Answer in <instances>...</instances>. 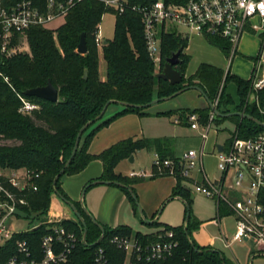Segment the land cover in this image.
<instances>
[{
    "label": "trees",
    "instance_id": "16d2710c",
    "mask_svg": "<svg viewBox=\"0 0 264 264\" xmlns=\"http://www.w3.org/2000/svg\"><path fill=\"white\" fill-rule=\"evenodd\" d=\"M16 1L1 0V6L9 8ZM47 1L34 0V3L43 9ZM106 13L116 16L115 36L112 40H107V44L100 49L96 43V33ZM64 22L56 30L32 27L26 33L30 53H19L0 62V138L6 141H17L13 145L0 144V167L26 168L33 171L35 175L39 174V177L32 179V184L38 187L37 190L29 186L19 192V196L27 201V204L22 206V211L36 226L25 233L15 234L3 247L0 252L2 264L9 256L16 254L18 239H26L32 250L39 252L42 238L51 232L54 225L45 221L53 193H60L68 198L61 185L62 176L79 173L94 159H100L104 163V173L99 180L109 181L115 185H117L115 182L122 183L123 186H117L127 194L135 212H139L137 194L132 186L137 179L117 173L116 167L120 161L130 157L137 150L152 146L159 147L163 141L128 139L112 145L100 154L90 153L88 147L95 134L117 116L91 131L84 141L81 139L71 163L65 168L64 174L57 178L72 157L81 129L91 123L84 132V136L88 129L98 123L95 120L108 102L132 105L126 107L118 116L127 113L145 116L147 108L144 106L156 99L170 97L190 86H198L203 95L211 102H215L224 82L217 110L228 115L232 113L225 108L232 100L226 94V86L228 83H235L240 99L237 113L250 115L264 123L262 112L264 111V91L258 93L257 100L251 102V96L255 93L251 90L250 81L230 74L226 75L223 70L206 64L201 65L192 77L185 79L190 62V56L184 53L187 47L185 38L175 34L162 36L160 72L164 70L169 58L181 52L176 70L182 74L183 82L172 86L169 82L156 77L158 73L147 50L144 27L139 15L131 11L119 15L108 11L103 3L85 1L72 8ZM83 34L86 35L88 47L86 55H81L77 51ZM20 39L21 36H15L14 44H19ZM208 40L225 54L229 53V43L224 39L208 37ZM101 55L107 64L105 81L100 79ZM5 78L9 79V83L5 81ZM49 82L59 91L57 103L25 95L26 91L45 87ZM19 95L38 105L39 108L30 114L20 112L22 102ZM210 111L209 106L192 113L187 110L186 113L198 114L200 123L204 125L209 120ZM225 120L235 123L234 137L248 139L264 131L261 125L239 116H231L228 119L217 116L215 121L218 124ZM182 179L179 177L172 196L179 195L184 199L188 224L179 227L167 225L164 228L165 230L173 229L179 239V247L168 263L228 264L222 251L211 246H201L192 238V229L197 228L199 224L192 221V196L190 190L182 184ZM94 182L89 183L86 189L97 184ZM74 204L86 220L87 232L85 235L83 224L79 220L62 222V225L68 230L75 231L78 236V243L70 259L72 264H94V253L99 246L106 248L112 264H124L126 254L111 242L114 235H134L150 241L157 239V233L142 234L127 225H121L117 228L104 226L105 235L100 240L102 235L100 226L92 220L80 204L76 202ZM37 221L39 224L36 223Z\"/></svg>",
    "mask_w": 264,
    "mask_h": 264
},
{
    "label": "built area",
    "instance_id": "2783aa9c",
    "mask_svg": "<svg viewBox=\"0 0 264 264\" xmlns=\"http://www.w3.org/2000/svg\"><path fill=\"white\" fill-rule=\"evenodd\" d=\"M85 1L103 3L108 11L119 15L127 11L139 15L147 50L157 71L162 68L161 34L169 28H183L207 40L208 37L224 39L229 43L230 60L236 56L245 35H257L260 47L250 82L256 100L257 94L264 91V9L260 7L264 0H48L43 9L35 5L34 0H17L11 7L3 8L0 0V62L23 52L19 44H14L15 36L22 37L32 27L46 28L65 21L70 10ZM96 43L99 48L105 45L100 25ZM5 81L9 83L8 78ZM19 98L22 102L20 112L30 114L39 108L25 97L19 95ZM218 103L219 99L213 103L215 108ZM215 118L216 114L211 111L210 122ZM188 120L192 129L200 128L197 114L189 115ZM211 123L204 126V140L209 137ZM197 156L196 149L185 152L180 161L156 154L154 164L160 169L169 168L171 174L178 167L183 177H189ZM218 168L222 173L218 183L210 180L207 184L197 183V192L224 200L235 215L236 233L231 240L225 241L227 247L235 242L252 241L257 252L251 259L264 256V131L253 138L234 137L229 146L218 153ZM135 174L149 175L145 171L132 173ZM34 177L39 174L26 168L0 167V252L17 234L8 219L27 204L19 192L29 186L38 189L32 184ZM228 190H232L234 198L228 195ZM50 223L54 225L42 238L39 252L32 250L26 239H18L16 254L9 256L4 264H72L70 259L78 243L76 232L68 230L60 220ZM156 235L157 239L151 241L114 235L111 242L125 252L124 264H171L168 261L179 247L176 232L163 229ZM94 264H112L105 247L99 246L95 250Z\"/></svg>",
    "mask_w": 264,
    "mask_h": 264
},
{
    "label": "crops",
    "instance_id": "0c3cea01",
    "mask_svg": "<svg viewBox=\"0 0 264 264\" xmlns=\"http://www.w3.org/2000/svg\"><path fill=\"white\" fill-rule=\"evenodd\" d=\"M164 34H175V35L185 38L187 41V47L184 50V53L190 56V62L188 64V67L185 73V79H189L190 77H192L198 71L200 66L204 64L221 69L225 72L226 75L230 74L233 76H237L236 74H233L232 66L234 65V62L238 58V56L242 55L240 52L241 43L239 45V49H238L236 56L232 60H230L229 58L230 52L228 54H225L220 48L210 44L209 40L203 37H200L198 35L191 34L189 31L183 28H174V27L169 28L168 31H165L161 34V39ZM251 35H255V34H247L245 35V37L251 36ZM104 43L107 44V40L104 39ZM195 44L197 45L203 44L205 48L219 50L222 56L212 55L209 58L200 59V57H197L193 53V47ZM259 47H260V40H259L258 51H259ZM246 58L250 65L249 76L247 78L241 77V79L250 81L252 78L254 62H255L256 57H246ZM191 66H193L194 68L190 69ZM189 69L192 70L190 71L191 72L190 74L187 73ZM160 71H157V73L163 72V71L162 72ZM222 85L223 87L219 91V95H221V92L224 88V82ZM234 85L236 87V92L238 96L237 86L235 83ZM190 91H194L195 92L194 94H197V96L191 95L190 97H185L187 98L188 105L187 103L180 102L179 105H177L176 103V105L170 106V107H163V108L157 107L156 109L151 111L150 108L157 106L161 102H167L169 100H172L173 98L166 100V101H160L156 104L146 107L147 115L145 116H141L137 113H127V114L118 116L125 110L126 107L120 103H112V104H115L116 106L113 107L112 111H110V114L108 113V111L111 108L110 106L112 104L108 107L102 119L97 121L98 123H96L91 128V130L92 129L94 130L98 126H100L103 122L108 121L114 118L115 116H117L106 127L101 128L95 134L93 139L90 141L88 151L92 154H100L101 152L108 149L112 145L120 141H126L128 139H135V140L146 139L150 141H155V140L163 141L161 143V146L159 147L152 146L149 148H143V149L137 150L135 153L131 155L133 156L132 160H131V156L128 158H125L122 161H120V163L116 167L117 173H121L130 178L137 179L132 186L134 187L136 191L137 199L139 202V212L138 213L135 212L133 203L129 200L124 190H122L119 186L115 184L97 183L86 189V186L89 183L99 180L102 174L104 173V163L100 159L92 160L79 173L71 174V175L65 174L62 176L61 185H62L64 192L67 194L68 198L73 203L76 202L80 204V206L84 208L86 213L91 218L94 217L99 223L109 228H117L121 225H127L136 232H141L142 234H153V233L160 232L167 225L172 226V227L186 226L188 224V220L186 218L187 217L186 203L181 196L179 195L172 196L174 189L179 182V177L183 178L182 184L190 190L191 196H192V191L189 187V183H195V186H196L197 183L207 184L208 180H210L214 182L215 184H217L218 180L222 176V173L220 174V176H217V177L210 176L207 173L206 168H205V157H212L217 162L218 153L221 151H224L229 146V144L234 138L233 133L236 130L235 123L230 120H225L217 124L215 120L218 115H216V118L212 123L210 122V116H209L208 122L204 125L200 123V117H199L200 128L197 130L192 129L191 123L189 122L188 118L185 115H182L180 111L186 108L200 110V109H205L209 107L210 105L207 99L204 97V95L200 91L189 90L187 91L188 92L187 94H189ZM185 93L181 95H184ZM226 94L229 95L232 101L228 106H226L225 109L231 112V107L233 106L235 107V109L231 113L232 114L237 113L236 109L240 103L239 96H238V101L234 102L232 96L229 94L228 85L226 86ZM219 95H218V98H220ZM255 100H252L251 98V102ZM186 111L187 110H185V112ZM168 112H173V113L166 114ZM187 114H190V113H187ZM171 115H174L176 117L174 125L188 127L194 132L201 131L198 137L202 140V147H201L200 153L197 150L198 142H195V141H189L186 147L178 151L177 146H176L177 144L174 141V137L167 136L168 134H166L165 132H162L163 130L162 131H159V129L152 130L150 128V124H151L149 123L150 121H147L150 119H170ZM224 118L228 119L229 117H224ZM226 121H230L234 123L235 125L234 126L235 129L231 133V136L225 141L220 142V143L217 140L210 142V145H211L210 151L209 152L206 151L205 150L206 144L208 142L209 137L207 140H204L202 138V135L204 132V126H207L211 123V129L209 132V136L211 132H214L216 133V135H219L218 134L219 130L216 127H219L225 124ZM87 135L85 134L82 137L83 141ZM177 143H179V141ZM190 149H196L198 152V156L195 160L196 165L192 169L194 170L195 168H199L200 176L198 179L191 177L192 170H191L189 177H183L180 174L178 167L176 168V172L174 174H171L169 168L163 167L160 169L154 164V158L156 154H159L161 158H169V159H172L173 161H180L181 156ZM145 150L153 153V159H152L151 166L149 168L145 167V169L141 168L139 170L132 167L130 168L129 172L123 173V171L119 167H121L122 165H125V163L135 164L137 162L139 154H141ZM216 165L218 167V162ZM142 171L147 172L149 175H146V176L140 175V174L132 175V173H139ZM227 193L230 197L232 198L235 197L232 190H228ZM213 198H215L216 203H217V214H218L216 218L217 220L221 219V217L224 215H231L235 218V215L233 214L231 209L227 206L224 200H218L216 197H213ZM173 200H179V201L181 200L185 203L186 208H185V215L183 218V224L175 225V224H171L168 221L161 219V213L164 209V205ZM51 206L52 207L50 208V211L48 214V222L59 221V220L61 222H63L64 220H71V221L79 220V218L76 216L73 209L57 193H53L52 195ZM192 221L194 223L199 224L197 228L195 227L192 229V238L195 239L201 246H211L221 251L216 246L217 238H219L223 242L224 247L229 248L226 246V243H225L226 240H230L228 236H226L224 233H221L220 237H216V236L211 235V233L208 231L207 225L212 223L213 220L212 221H198L197 219H194ZM143 222L147 223L148 225H152L153 228L148 230V228H146V226L142 224ZM35 226L36 225L33 224L32 228ZM84 234H85V230H84Z\"/></svg>",
    "mask_w": 264,
    "mask_h": 264
},
{
    "label": "rangeland",
    "instance_id": "374dc122",
    "mask_svg": "<svg viewBox=\"0 0 264 264\" xmlns=\"http://www.w3.org/2000/svg\"><path fill=\"white\" fill-rule=\"evenodd\" d=\"M65 22L59 21L55 24H52L49 27H46L49 30H56L60 28ZM115 29H116V16L112 13H106L101 21V33L105 40H112L115 36ZM200 43V42H199ZM19 45L20 48L23 50L22 53H30V47L28 42V35L25 34L21 37ZM258 46H259V37L255 35L251 36H244L241 42V48L240 52L242 55H239L238 58L235 60L234 65L232 66V72L233 74H236L240 78H247L249 76V68L250 65L248 63V60L246 57H257L258 55ZM101 49V48H100ZM193 53L201 58H209L212 55H220L222 54L219 52V50L215 49H208L205 48L203 44L197 45L195 44L193 47ZM246 56V57H245ZM194 68L191 66L190 69ZM188 70L187 73L190 74L192 70ZM107 77V64L104 60L103 56L100 57V79L105 80ZM223 84V83H222ZM223 85H221L220 90L222 89ZM228 91L229 94L232 96L233 101H238V96L236 92V87L234 83H228ZM186 92L184 95L177 96L173 98L172 100H169L167 102H161L157 106H154L153 108H150V110H154L157 107L163 108V107H170L179 105L180 102L187 103V98L191 95L197 96V94H194V91H190L189 94ZM219 95V94H218ZM220 96V95H219ZM218 96L216 97V100H218ZM188 105V103H187ZM115 104H112L108 111L110 114V111H112L113 107H115ZM235 107H231V112ZM185 110L190 111L191 113L193 111H196L191 108H186L184 110H181L180 113L182 115H186L188 118L189 115L187 114ZM186 113V114H185ZM195 114V113H193ZM175 116L171 115L170 119H150L147 121H150V128L153 129H159V131L165 132L168 134L169 137H174V141L176 142L177 150L180 151L184 147L187 146L189 141H195L198 142L197 150L200 153L201 147H202V140L199 137L201 131L194 132L188 127L183 126H176L175 123ZM234 123L230 121H226L225 124L216 127L219 130V135H216V133L211 132L208 142L206 144V151H210V142L212 141H218L223 142L226 139H228L231 136V133L234 131ZM93 127V126H92ZM91 127V128H92ZM88 129L86 132V135L89 134L93 129ZM85 139V138H84ZM193 139V140H192ZM179 141V143H177ZM17 141H6L3 138H0V144H16ZM214 143V142H213ZM153 159V153L149 152L147 150L143 151L141 154H139L137 162L135 164L132 163H125V165H122L119 167L123 173L129 172L130 168L134 167L137 170L143 168H149L151 166ZM218 162V161H217ZM217 162L212 157H205V168L207 173L210 176H220L221 171L217 167ZM199 168H195L192 170L191 177L192 178H199ZM189 187L192 191V220L197 219L198 221H212V223L207 225L208 231L211 233V235L220 237L221 233H224L226 236L229 237L231 240L235 233H236V222L235 218L231 215H224L221 217V219H216L217 214V203L215 198L209 197L203 193L197 192L195 183H189ZM52 206L50 205V208ZM185 203L183 201L179 200H173L168 202L164 205V209L161 213V219L168 221L171 224H183V218L185 215ZM50 211V210H49ZM48 213L45 215V221H48ZM142 217V215H141ZM36 223L39 224L37 221ZM8 224L13 228V231L20 234L25 233L29 231L32 228V225L34 224L32 222V219L28 217L22 210H18L15 215H12L8 219ZM148 228V230L152 229V225H148L147 223L143 222ZM217 248H219L223 254L224 257L227 260L228 264H249L251 261V264H264V256L257 255L251 259V256L256 253L257 251L254 248V244L252 241H249L247 243H241V242H235L231 245V247L226 248L224 247L223 242L217 238Z\"/></svg>",
    "mask_w": 264,
    "mask_h": 264
},
{
    "label": "water",
    "instance_id": "95a60500",
    "mask_svg": "<svg viewBox=\"0 0 264 264\" xmlns=\"http://www.w3.org/2000/svg\"><path fill=\"white\" fill-rule=\"evenodd\" d=\"M78 53L81 55H86L88 53V47H87V41H86V35L83 34L81 37V41L80 44L78 45ZM180 55L181 52H177L176 54H174L171 58H169L166 61L164 70L162 73H158L156 75V77L158 79H162L163 81L169 82L172 86L175 85H179L182 84L183 82V76L182 74L176 70V66L179 64L180 62ZM189 90H197L200 91L202 94V90L198 87V86H190V87H186L178 92H176L174 95L170 96V97H165L162 99H156L154 101H152L150 104L144 106V107H148L150 105L156 104L160 101H166L169 99H172L174 97H177ZM25 95L28 97H38L44 100H47L49 102H53V103H57L59 101V91L53 86V84L51 82L48 83L47 86L45 87H40V88H35V89H31L25 92ZM204 97L207 99V101L209 102V105L212 109V111L220 116V117H230V116H239L243 119H249L252 120L254 122H256L257 124L261 125L264 128V123L259 122L258 120L254 119L253 117H251L250 115L247 114H243V113H233V114H228V115H224L222 113H220L217 108H215V106L213 105V103L204 95ZM252 100L256 99V95L253 94L252 95ZM112 103H116L115 101H110L106 104L104 110L102 111V113L100 114V116L97 117V119L95 120V122L99 121L102 119V117L104 116L106 110L108 109V107L112 104ZM125 107H130L132 105L127 104V103H120ZM139 108H142L143 106H137ZM91 124V123H90ZM90 124L86 125L85 127H83L81 129V131L79 132L78 136H77V140H76V144L72 153V157L68 160L66 166L60 171L59 175L57 176V178L64 174L65 172V168L71 163L73 156L75 155V153L77 152L79 145H80V141L82 139V136L84 134V132L87 130V128L90 126ZM133 159V156H131V160ZM56 178V179H57ZM94 183H111L109 181H103V180H97ZM117 185H121L123 186L122 183L120 182H115ZM75 212L76 216L79 218V220L82 222L83 226H84V230H85V235L87 232V225H86V220L85 218L82 216L81 212L78 210V208L76 207V205L68 198L64 197L63 195H61L60 193H57ZM92 220L98 224L100 226V228L102 229V235L100 240L102 239V237L105 235V227L104 225H102L101 223H99L94 217H92ZM99 240V241H100ZM84 241L86 242V237L84 236Z\"/></svg>",
    "mask_w": 264,
    "mask_h": 264
},
{
    "label": "clouds",
    "instance_id": "9594fccd",
    "mask_svg": "<svg viewBox=\"0 0 264 264\" xmlns=\"http://www.w3.org/2000/svg\"><path fill=\"white\" fill-rule=\"evenodd\" d=\"M260 7H261L262 9H264V3H262V4L260 5Z\"/></svg>",
    "mask_w": 264,
    "mask_h": 264
}]
</instances>
